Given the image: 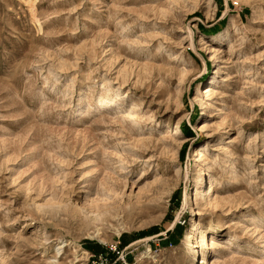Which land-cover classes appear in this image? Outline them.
<instances>
[{
    "label": "rangeland",
    "instance_id": "1",
    "mask_svg": "<svg viewBox=\"0 0 264 264\" xmlns=\"http://www.w3.org/2000/svg\"><path fill=\"white\" fill-rule=\"evenodd\" d=\"M118 247L264 264V0H0V264Z\"/></svg>",
    "mask_w": 264,
    "mask_h": 264
},
{
    "label": "bare ground",
    "instance_id": "2",
    "mask_svg": "<svg viewBox=\"0 0 264 264\" xmlns=\"http://www.w3.org/2000/svg\"><path fill=\"white\" fill-rule=\"evenodd\" d=\"M215 40H218V39H215ZM216 42H219V41H216ZM213 83L214 82H211V84L208 87H206V88L203 89L204 90V92L202 94L203 95L202 96L203 98L207 99L210 96H212V94L214 93V88L212 87V84ZM115 102H116V105L120 106V103L117 100ZM107 103L108 102H105V101H102V100L98 101V105H96L95 107L92 108L93 115L94 116H96V115L103 116L106 113ZM131 109H130L131 110L130 112H133L134 111L133 108H131ZM119 117H121V116H119ZM118 121H119V119H118ZM128 121L131 124L128 125V126H126V127H124L125 132L119 129L120 130L119 133L123 134L125 137H127L128 139H130L129 137H131V135L137 133V130H138L137 123L138 122H137V119L134 117V114H130V116L128 118ZM91 130H93V128ZM206 153H207V151L205 149L198 151L197 152L196 162H203L206 159ZM126 161L128 163L135 162V161L130 160L128 158L126 159ZM124 173L125 172L123 170V171H121L119 173V175H123ZM113 184L115 185V183H112L111 185H113ZM42 208H43V205H42ZM192 228H193V225H191V228L190 229H192Z\"/></svg>",
    "mask_w": 264,
    "mask_h": 264
},
{
    "label": "trees",
    "instance_id": "3",
    "mask_svg": "<svg viewBox=\"0 0 264 264\" xmlns=\"http://www.w3.org/2000/svg\"><path fill=\"white\" fill-rule=\"evenodd\" d=\"M122 246V245H121ZM125 245H123L124 247ZM122 247V248H123ZM121 247H118L117 250L115 252H111L110 250H105L104 252L101 251V253L99 254H94L93 257H98L99 255H105L106 258L110 261V262H115V264H122L120 260H118V254L116 252H120V250L122 249ZM91 252H95V250L91 251Z\"/></svg>",
    "mask_w": 264,
    "mask_h": 264
},
{
    "label": "built area",
    "instance_id": "4",
    "mask_svg": "<svg viewBox=\"0 0 264 264\" xmlns=\"http://www.w3.org/2000/svg\"><path fill=\"white\" fill-rule=\"evenodd\" d=\"M112 252H115V250L114 251H112ZM117 254H119L118 252H116ZM119 256V255H118ZM118 260H121L122 261V263L123 264H125V261H124V259H123V257L122 256H119L118 258H117ZM100 262V263H99ZM90 264H115V262H110L107 258H106V256L104 255H99L98 257H93L92 256V261L90 262Z\"/></svg>",
    "mask_w": 264,
    "mask_h": 264
}]
</instances>
